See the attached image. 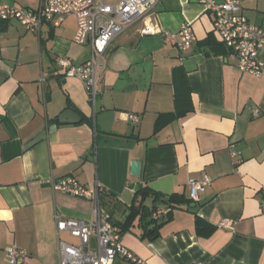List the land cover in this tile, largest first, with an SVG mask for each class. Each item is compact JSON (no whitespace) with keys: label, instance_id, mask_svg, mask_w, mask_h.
<instances>
[{"label":"crops","instance_id":"crops-1","mask_svg":"<svg viewBox=\"0 0 264 264\" xmlns=\"http://www.w3.org/2000/svg\"><path fill=\"white\" fill-rule=\"evenodd\" d=\"M239 2L264 29V0ZM0 3L35 10L46 0ZM185 22L197 37L188 50L162 33L141 32L148 23L177 33ZM76 30L73 15L38 32L0 21V264H10V246L25 251L22 264H61L59 240L70 233H58L56 218L92 219L95 202L54 190V180L99 183L110 201L127 206L145 186L189 197V181L206 175V191L176 207L158 237H142L135 224L122 234L123 245L141 264H264V50L262 72H243L232 52L215 46L222 41L213 14L199 0H160L107 48L94 104L59 62L91 58V42L76 43ZM177 91L184 100L178 109ZM67 109L80 121H61ZM161 113L175 115L155 132ZM123 212L113 217L122 220ZM197 216L213 226L209 234L197 232ZM224 220L231 227L221 226Z\"/></svg>","mask_w":264,"mask_h":264},{"label":"built area","instance_id":"built-area-1","mask_svg":"<svg viewBox=\"0 0 264 264\" xmlns=\"http://www.w3.org/2000/svg\"><path fill=\"white\" fill-rule=\"evenodd\" d=\"M160 0H46L39 9L20 8L0 3V21L17 20L26 29L38 32L43 23L60 25L62 19L73 15L77 30L74 41L80 45L91 42L93 54L82 64H75L70 58L61 57L59 62L65 75L75 76L83 81L90 101L95 104L98 95V75L106 68L104 54L113 40L129 26L147 17ZM214 17V29L227 49L239 60L243 72L260 74L263 63L258 54L264 50V29L251 23L242 12L239 0H199ZM142 34L162 33L167 42L175 41L181 50H188L197 40L191 22H185L177 33L163 31L146 23ZM258 110H255L257 114ZM128 120L134 124L140 121L139 115L128 113ZM235 161L236 153L233 154ZM190 197L200 198L211 184V178L191 179ZM54 190L74 196L92 199L95 202L93 217L90 220L56 218L58 233L68 232L79 238L78 244L59 240L61 264H141L142 261L122 243L120 228L112 219V214L102 204L101 194L105 189L99 183L93 188L79 183L72 176L52 181ZM169 209L159 207L154 218H167ZM229 220L221 226L231 227ZM26 253L21 248H7L10 264H22Z\"/></svg>","mask_w":264,"mask_h":264},{"label":"trees","instance_id":"trees-1","mask_svg":"<svg viewBox=\"0 0 264 264\" xmlns=\"http://www.w3.org/2000/svg\"><path fill=\"white\" fill-rule=\"evenodd\" d=\"M211 40V39H210ZM215 46H219V51L225 53L229 51L223 42H215ZM181 92L177 91L175 101L177 109L181 107L182 101ZM190 100L189 98H186ZM182 114H185L184 112ZM173 113H161L155 122V132H158L163 126H165L169 120L174 117ZM148 197H152V204L146 202ZM101 201L103 207L112 214L113 222L120 228L121 234L129 231L135 224L142 230V237L148 239H154L159 236L160 227L171 218L172 212L176 207H183L185 205H191V197H187L183 193H171L165 194L160 191L151 189L148 186L141 187L136 190L135 198L130 205H122L118 202L110 201L108 198V192L106 189L101 194ZM160 203V204H159ZM159 207H167L169 209L167 218H154L153 214ZM115 210L126 211L122 220H117L113 217ZM196 227L199 234H209L214 228L210 226L201 217H196ZM209 227V228H208ZM208 231H207V230ZM206 230V231H205Z\"/></svg>","mask_w":264,"mask_h":264},{"label":"water","instance_id":"water-1","mask_svg":"<svg viewBox=\"0 0 264 264\" xmlns=\"http://www.w3.org/2000/svg\"><path fill=\"white\" fill-rule=\"evenodd\" d=\"M61 121H69V122H79L80 117L79 115L73 110V109H67L64 111L60 116ZM141 169V162L140 161H134L132 163V174L138 176L140 174ZM126 211L123 213L125 214Z\"/></svg>","mask_w":264,"mask_h":264},{"label":"rangeland","instance_id":"rangeland-1","mask_svg":"<svg viewBox=\"0 0 264 264\" xmlns=\"http://www.w3.org/2000/svg\"><path fill=\"white\" fill-rule=\"evenodd\" d=\"M63 239L69 243L78 244V238L72 237L70 234H63Z\"/></svg>","mask_w":264,"mask_h":264}]
</instances>
